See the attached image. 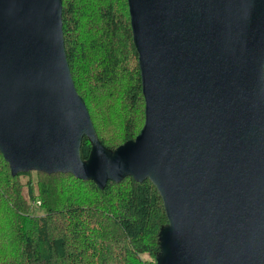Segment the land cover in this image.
<instances>
[{"label": "water", "instance_id": "1", "mask_svg": "<svg viewBox=\"0 0 264 264\" xmlns=\"http://www.w3.org/2000/svg\"><path fill=\"white\" fill-rule=\"evenodd\" d=\"M126 1L144 124L109 150L72 81L62 0H0L1 155L12 175L151 180L168 221L155 264H264V0Z\"/></svg>", "mask_w": 264, "mask_h": 264}, {"label": "trees", "instance_id": "2", "mask_svg": "<svg viewBox=\"0 0 264 264\" xmlns=\"http://www.w3.org/2000/svg\"><path fill=\"white\" fill-rule=\"evenodd\" d=\"M68 67L101 144L114 150L144 124L126 0H62ZM90 139L79 152L87 159ZM35 174V179L32 178ZM40 200L42 213H34ZM151 180L103 188L70 172L11 174L0 153V264H155L167 224Z\"/></svg>", "mask_w": 264, "mask_h": 264}, {"label": "rangeland", "instance_id": "3", "mask_svg": "<svg viewBox=\"0 0 264 264\" xmlns=\"http://www.w3.org/2000/svg\"><path fill=\"white\" fill-rule=\"evenodd\" d=\"M34 177H35V174H33L32 178L35 179ZM35 205H36L37 208L33 209V210H34L33 212H34V213H42L43 210H42L41 207L39 206V205H40V200H37V202H36Z\"/></svg>", "mask_w": 264, "mask_h": 264}]
</instances>
